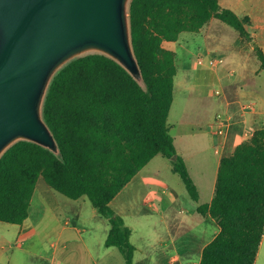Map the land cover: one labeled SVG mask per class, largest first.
I'll return each mask as SVG.
<instances>
[{
	"label": "trees",
	"instance_id": "16d2710c",
	"mask_svg": "<svg viewBox=\"0 0 264 264\" xmlns=\"http://www.w3.org/2000/svg\"><path fill=\"white\" fill-rule=\"evenodd\" d=\"M132 43L143 82L111 57L93 53L71 61L53 78L43 116L59 152L19 141L0 158V221L22 225L40 177L70 199L88 197L111 229L107 247L134 264L132 229L112 201L156 156L172 161L191 198L200 194L168 127L174 102L176 53L164 47L183 32H200L216 18L241 37L251 18L220 0H131ZM264 70V51L255 46ZM221 228L200 264H255L264 237V129L221 160L215 197L200 205Z\"/></svg>",
	"mask_w": 264,
	"mask_h": 264
},
{
	"label": "rangeland",
	"instance_id": "374dc122",
	"mask_svg": "<svg viewBox=\"0 0 264 264\" xmlns=\"http://www.w3.org/2000/svg\"><path fill=\"white\" fill-rule=\"evenodd\" d=\"M252 1H243V11L253 15H262L260 11H264V8L254 6ZM249 31L257 32L256 26H250ZM255 46L259 44L253 37L252 39L240 37V33L234 27L218 19H213L198 33L184 32V37L179 38L177 42H166L165 48L176 53L178 68L168 127L172 136L177 140L180 155L187 158L192 169L194 165L199 166L204 161L215 162L220 156L215 153L214 147V141L217 138V128L214 124L217 117L228 115L232 123L235 121V118L224 109V97L230 91L229 79L231 76L236 78L237 75L231 71L232 63L244 68L246 75L251 78L249 80L251 86L258 87L264 93V70L261 69ZM222 59L224 62L220 61ZM256 71H259L257 75L254 73ZM254 133L249 134L244 142L249 141ZM231 153L233 151H227L225 155L228 156ZM138 181L141 182V191L148 197L147 199H152L157 194L175 195L177 197L175 212L184 210L186 213L195 203L180 175L172 171V161L162 154L156 156L141 170ZM40 194L50 196L49 204L41 199ZM204 196L202 201L206 198ZM118 204L119 202L112 208L117 211L127 208L118 206ZM157 210H159L158 207ZM30 214L37 220L42 233L41 240L34 242V245H31L30 240L15 242V236L8 231L9 226L13 225L0 222L1 244L5 246L7 252L14 251L11 264H49L46 259H51L53 256L51 243L55 239L48 238L47 234L56 225L54 215H59L63 225L68 221L70 227H80L81 217L84 220L83 225L91 229L85 236L87 243L92 249L97 246L96 244L105 248L110 224L98 213L86 196L78 200L70 199L51 188L45 179L40 177ZM184 216H186L184 213L179 215L180 219ZM130 217L126 215V223L134 227L132 242L138 248L136 259L138 264H143L145 257L158 252V241L167 239V230L160 223L159 217L144 218L141 216L134 220ZM205 217L211 218L209 215ZM169 219L172 234L176 237L180 247L185 248L190 244L195 250L194 256L199 257L198 251L201 245L210 239L213 227L203 217L197 216L189 219L188 230L185 228L178 230L173 223L176 221L175 218ZM137 221L140 224H137ZM71 240L73 242L70 243V249L74 247L76 252L73 260L68 261L62 258L63 260L57 264H79L80 250L77 248H80V236H75ZM116 252L119 257L115 264H126L121 252L118 250ZM18 254L22 256L19 257ZM258 264H264V239L260 247Z\"/></svg>",
	"mask_w": 264,
	"mask_h": 264
},
{
	"label": "water",
	"instance_id": "95a60500",
	"mask_svg": "<svg viewBox=\"0 0 264 264\" xmlns=\"http://www.w3.org/2000/svg\"><path fill=\"white\" fill-rule=\"evenodd\" d=\"M131 0H0V158L30 141L59 152L43 104L55 75L76 58L100 53L139 82Z\"/></svg>",
	"mask_w": 264,
	"mask_h": 264
},
{
	"label": "crops",
	"instance_id": "0c3cea01",
	"mask_svg": "<svg viewBox=\"0 0 264 264\" xmlns=\"http://www.w3.org/2000/svg\"><path fill=\"white\" fill-rule=\"evenodd\" d=\"M243 1L247 0H220V5L224 9L232 8L231 10H233L240 18H244L246 16L251 18V24L247 26V30L249 33H251L249 31L250 26H256L257 32L251 33V35L256 40L257 44H259V47H261L264 51V11H260V14L262 15H253L247 13V11H243ZM251 3H254V6L258 5L260 8H264V0H253ZM212 21L213 19L209 23ZM183 37L184 32L182 35H180V39ZM166 42L169 41H165L163 43L164 47ZM222 62H224V59H222ZM232 65L233 67H231V71L233 74L234 72L237 73V75L236 78L234 76L232 78L231 76L229 79L228 84L230 86V91L226 93L224 97V109L228 114L235 118V121L232 123L226 138L223 140L220 152L215 150V153L220 155L219 158H217L215 162H201L199 166L194 165V168L192 169L190 163L187 162V158L182 155L198 188L200 194L199 200L195 201V203L192 204V206H190L188 211L185 213L184 210L175 212V204L177 202V197L175 195L168 194L165 196L164 194H157L154 198L147 199L148 197H146L141 191V182L138 181L139 173L141 172L140 171L111 203V207H114L117 202H119L118 206L127 207L123 210L120 209L119 211L114 209L116 213L124 218L125 222L126 215L131 216L130 218H132V220L141 216L144 218L159 217L160 223L166 228L168 234L167 239L158 241V252H156L154 255H150V257H145L143 264H200L204 248L220 233L221 228L219 224L212 218H206L205 216L200 215L197 211L198 207L200 205L210 204L215 197L221 160L224 157H227L225 152L233 151L234 153L236 148L245 141L249 134L254 133L258 129H264V93H262L258 87L255 88L251 86L249 82L251 78L246 75L244 68L237 67L235 63H232ZM254 73L257 75L259 71ZM210 130H212V128ZM216 137L217 138L214 141L215 149L216 145L221 143L217 133ZM174 139L178 154L180 155L179 148L177 147V140L176 138ZM40 195L41 199L45 202L47 201L46 203L49 204L48 201H50V196L45 194ZM203 196L206 197L204 201H202ZM157 207L159 210H157ZM182 213L186 214V216L180 219L179 215H182ZM197 216L203 217L205 221L213 227L210 239L203 243L198 251L199 257L194 256L195 250L190 244L185 248L180 247L176 237L174 234H172V229L170 227L171 221L169 219L173 217L175 218L176 221L173 223L178 230L181 228L188 230L190 227L188 226L190 224L189 219L191 220ZM54 220L56 225L52 227L47 234L48 238L51 237V239H55L51 243V247L53 248V256L51 259H46L48 260L49 264H57V262L63 260L62 258H65L68 261L70 259L73 260V256L76 252L74 251V247L70 249V243L73 242L71 239H73L75 236H80V248H77L80 250L79 264H115V262L118 260L119 255L116 252L118 248L116 247H107L105 245V248L103 249L101 245L99 246L96 244L97 246L93 247V249L91 248V246L85 240V236L89 234L91 229L89 226L83 225L84 220L81 219V217L80 227H70L68 225V221L65 223V225L61 224L59 215H54ZM137 224H140V222L137 221ZM12 225L13 226H9L10 228H8V231L15 236V242L19 240H30L32 242L31 245H34V242H39V240L42 238V233L40 232L37 220L34 217H31V214L22 225ZM128 226L133 230L134 227L132 225ZM137 251L138 248L136 247V253ZM13 253L14 251L9 253L5 250V246L1 244L0 239V264H11ZM136 253L134 264L139 263L136 259ZM259 254L260 249L255 264H258ZM18 256L21 257L22 255L18 254ZM17 261H19V259H17Z\"/></svg>",
	"mask_w": 264,
	"mask_h": 264
},
{
	"label": "built area",
	"instance_id": "2783aa9c",
	"mask_svg": "<svg viewBox=\"0 0 264 264\" xmlns=\"http://www.w3.org/2000/svg\"><path fill=\"white\" fill-rule=\"evenodd\" d=\"M222 62V60H220ZM232 125L231 118L228 115H220L217 117L214 126L217 128V135L219 136L221 143L216 145L217 152H220L223 140L226 138L228 131Z\"/></svg>",
	"mask_w": 264,
	"mask_h": 264
}]
</instances>
